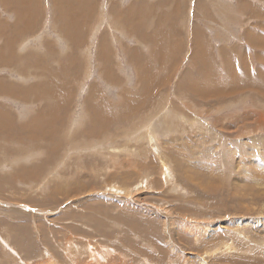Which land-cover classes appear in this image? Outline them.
<instances>
[{
    "label": "rangeland",
    "instance_id": "rangeland-1",
    "mask_svg": "<svg viewBox=\"0 0 264 264\" xmlns=\"http://www.w3.org/2000/svg\"><path fill=\"white\" fill-rule=\"evenodd\" d=\"M18 1L0 0V56H17L0 58V264H264V120L255 118L264 115V98L255 87L231 91L234 73L243 83L248 73H264V11L231 27L229 16L199 18L201 0H187L191 17L163 20L143 0H74L88 14L78 15L74 42L61 0ZM139 6L150 35L143 44L123 22V11ZM134 49L140 60L130 59ZM38 54L45 62L34 67ZM63 62L61 76L46 70ZM145 76L157 79L149 84ZM51 83L60 85L55 114L53 100L44 101ZM215 86L223 94H213ZM45 102L50 125L41 116ZM244 115L251 118L242 123ZM95 118L109 122L99 131ZM35 125L32 138H19ZM25 168L35 175L20 177ZM187 220L206 223L208 234L193 233Z\"/></svg>",
    "mask_w": 264,
    "mask_h": 264
},
{
    "label": "bare ground",
    "instance_id": "bare-ground-1",
    "mask_svg": "<svg viewBox=\"0 0 264 264\" xmlns=\"http://www.w3.org/2000/svg\"><path fill=\"white\" fill-rule=\"evenodd\" d=\"M66 1V2H65ZM20 4H22L21 3V0H19L18 1ZM24 3V2H23ZM57 3V2H56ZM59 3V7H64V6H66V8H67V11L65 10V8H62L63 9V12H62V14H61V17L64 19V20H62V22L64 21V28L63 29H65V31H66V33L67 34H69V36L71 37V39H73L74 40V42H76L75 40H76V36L79 34V30L80 29H78L79 28V24L80 23H78L79 21H78V15H80V17H82V15H84L85 14V16L87 17V15L88 14H86L85 12H84V10H82L83 8H82V4L80 3V2H76V1H74V0H61V2H58ZM57 3V4H58ZM77 3H78V5H79V7H80V9L79 10H81L80 11V14L78 13H76L75 14V7H76V5H77ZM15 4H17V6H19L18 5V3H15ZM76 4V5H75ZM11 6H12V4H11ZM21 6V5H20ZM19 6V7H20ZM58 6V5H57ZM144 6V5H143ZM23 7V6H22ZM14 8V7H13ZM24 8V7H23ZM136 8H143L142 6H139V7H135V8H133V9H131V10H127L126 12H124L123 11V18H126V19H123V22H124V24H125V26H126V28L128 29V30H135V31H137L138 30V34H136V32H135V34L137 35V39H138V44L139 43H141V44H143L142 42H141V40L142 39H145L146 37H145V35H146V32H142V27L144 26L145 27V22H144V18H143V16H142V18L140 17V13H139V11L136 9ZM16 9V8H15ZM19 9V8H18ZM21 9V8H20ZM76 9H77V7H76ZM143 9H145V6H144V8ZM116 9L114 8L113 9V11H115ZM16 11V10H15ZM17 11H20V10H17ZM77 11V10H76ZM23 12V11H22ZM88 12V11H87ZM140 15H139V14ZM143 13H144V10H143V12H142V15H143ZM148 13V12H147ZM25 14V13H24ZM146 16V15H145ZM163 16V17H162ZM162 16H157V19H161V20H163V19H166L165 18V15H162ZM19 17V16H18ZM28 17V16H27ZM60 17V18H61ZM162 17V18H161ZM23 18V17H22ZM149 18V17H148ZM28 19V18H27ZM117 21L119 20V18H115ZM142 19H143V22H142ZM152 19V18H151ZM150 19V20H151ZM227 19V18H226ZM61 20V19H60ZM155 20V19H154ZM122 22V21H121ZM166 22V21H165ZM57 23H58V21H57ZM159 23H162V21H158V25H159ZM2 24H4V22H0V28H1V25ZM154 23H152L151 22V25H153ZM225 24V23H224ZM30 25V24H29ZM59 25V24H58ZM151 25L149 24L148 26H147V28H149V27H151ZM162 25V24H161ZM160 25V26H161ZM123 26V25H122ZM155 26V25H154ZM159 26V27H160ZM164 26V25H163ZM30 27V26H29ZM158 27V26H157ZM156 27V28H157ZM170 27V26H169ZM27 28V27H26ZM61 28V29H62ZM162 28V27H161ZM5 29H6V26L4 25L3 27H2V34H4L5 33ZM62 29V30H63ZM159 29V28H158ZM158 29H156V30H158ZM15 30V29H14ZM27 30V29H26ZM148 30V29H147ZM22 31V30H21ZM169 31V30H168ZM23 32V31H22ZM153 32H154V28H153ZM19 33V32H18ZM17 33V34H18ZM156 33H157V31L155 32V35H156ZM15 34V33H14ZM134 34V35H135ZM158 34V33H157ZM160 35V34H159ZM162 35V34H161ZM160 35V36H161ZM11 36V35H10ZM14 36V35H13ZM79 36V35H78ZM132 36V35H131ZM147 36V35H146ZM148 36H150V35H148ZM147 36V37H148ZM152 37H153V34L151 35ZM264 36V35H263ZM134 37V36H133ZM156 37H159L158 35L156 36ZM15 38V37H14ZM80 38V37H79ZM135 38V37H134ZM135 38V39H136ZM155 37H153V39H154ZM12 39V38H11ZM147 39V38H146ZM150 39H151V37H150ZM149 39V40H150ZM158 39V38H157ZM156 39V40H157ZM18 40V39H17ZM155 40V39H154ZM159 40H162V39H160V37H159ZM11 41V40H10ZM137 41V40H136ZM147 41V40H146ZM198 41V40H197ZM196 41V44L199 42H197ZM260 41V40H259ZM6 42V44H8V46H9V49H10V51H11V46L9 45L10 43H9V41L7 40V41H5ZM12 42V41H11ZM14 43V42H13ZM148 43V42H147ZM5 44V45H6ZM164 43L162 42V45H163ZM200 44V43H199ZM146 45V44H145ZM153 45V44H152ZM157 45H158V43H157ZM161 45V46H162ZM7 46V45H6ZM101 46H105V41L104 40H102L101 41ZM0 47H1V45H0ZM139 47V46H138ZM163 47H165V46H163ZM68 48V47H67ZM77 48V47H76ZM106 48V47H105ZM132 48V47H131ZM145 48V47H144ZM171 48V47H170ZM8 49V50H9ZM154 49V48H153ZM5 50V49H4ZM72 50V49H71ZM126 50V49H125ZM143 50V49H142ZM3 51V50H2ZM7 51V50H6ZM127 51V50H126ZM144 51V50H143ZM163 51V50H162ZM5 52V51H4ZM99 52H100V56L98 55V58H100L101 57V54L103 55L104 54V51H103V53L99 50ZM105 52H107V51H105ZM140 52V51H139ZM2 53V52H1ZM11 53V52H10ZM14 53H15V51H14ZM13 53V54H14ZM52 53H54V52H52ZM71 53V52H70ZM136 53H138V52H136V49H134V50H132V51H130L129 52V54H130V59H135L136 60V58H135V54ZM154 53V52H153ZM106 54V53H105ZM141 53H139V55H140ZM158 54H160V53H158ZM157 54V55H158ZM11 55V54H10ZM9 55V56H10ZM15 55V54H14ZM49 55L51 56L52 54H51V51H48L47 50V52H46V56L50 59V57H49ZM63 55V54H62ZM74 55V56H73ZM73 55H70L69 57L70 58H73L74 59V61H76V58H75V54L73 53ZM142 55H144L143 53H142ZM152 55H154V54H152ZM161 55V54H160ZM128 56V55H127ZM17 57V56H16ZM15 57V58H16ZM28 57H29V53H28ZM34 57V56H33ZM129 57V56H128ZM144 57V56H143ZM158 57V56H157ZM0 58L1 59H9V57H8V55H2L1 54V56H0ZM15 58H13V57H11V59H9V62H13V63H15ZM44 57L43 56H41V57H39V54L37 55V56H35L34 58H33V66L35 67V66H37L38 64H39V60H41L42 61V64H43V62H45V60L43 59ZM103 58V57H102ZM139 58V57H138ZM137 58V59H138ZM153 58H154V56H153ZM163 58V57H162ZM162 58H161V60H162ZM165 58V57H164ZM159 59V58H158ZM28 60V59H27ZM54 60V59H53ZM139 60H140V58H139ZM150 60V63H151V61H158V60H156V59H149ZM164 61L166 60V59H163ZM17 61H19L18 59H17ZM138 61V60H137ZM136 61V62H137ZM133 62V61H132ZM142 62V61H141ZM140 62V63H141ZM19 63V62H18ZM21 63V62H20ZM75 63V62H74ZM105 63H107V62H105ZM104 63V64H105ZM145 63V62H144ZM149 63V64H150ZM158 63V62H157ZM157 63H156V65H157ZM131 64V63H130ZM152 64V63H151ZM164 65V64H163ZM105 66H106V64H105ZM111 66V65H110ZM137 66V65H136ZM139 66H140V64H139ZM161 66V65H160ZM134 67H135V65H134ZM145 67V66H144ZM143 67V68H144ZM147 67H149V66H147ZM67 68H68V64L66 63V62H63V65H61V68L59 69V70H55V69H53V68H50V67H48V69H46L50 74H53V75H55L54 76V78H56V77H58V76H61L62 74H64L66 71H67ZM108 68V67H107ZM111 68V67H110ZM140 68H142L141 66H140ZM146 68V67H145ZM162 68V67H161ZM165 68V67H164ZM148 69H150V68H148ZM153 70V69H152ZM163 70V69H162ZM232 70V69H231ZM36 71V70H35ZM147 71V70H146ZM37 72V71H36ZM103 72V71H102ZM138 72V71H137ZM141 72V71H140ZM214 72H216V71H214ZM233 72H234V70H233ZM259 72V71H258ZM261 72V71H260ZM149 73L150 72H148V75H149ZM153 73V72H152ZM217 73V72H216ZM262 74H263V72H261ZM111 73H109L108 71L105 73V77H108V78H111L112 79V81L114 80V81H116L114 78H113V72H112V74H111V76H109ZM158 74V73H157ZM205 74V73H204ZM233 74V73H232ZM151 75V74H150ZM202 75H203V73H202ZM201 75V76H202ZM248 75V74H247ZM154 76V75H153ZM219 76H220V78H222L221 77V73H219L218 72V76H217V80H219ZM207 77H208V75H207V73L204 75V77H203V81L204 82H202V84H207V85H210V83L208 82V80H207ZM257 77V76H256ZM262 77H264V76H262ZM261 77V78H262ZM63 78V77H62ZM144 78V81L145 80H147L148 81V83L149 84H152V83H154L155 82V80H154V78L153 77H151V76H145V77H143ZM202 78V77H201ZM260 78V79H261ZM155 79H157V77L155 78ZM239 79V78H238ZM251 79V78H250ZM119 80V79H118ZM217 80H215L214 79V82H217ZM257 80V79H256ZM111 81V82H112ZM242 81V80H241ZM247 81H248V78H247ZM251 81V80H250ZM146 82V81H145ZM206 82V83H205ZM214 82H212V84H211V88L213 87V83ZM219 82H220V80H219ZM110 83V82H109ZM119 83V82H118ZM122 83H123V81H122ZM121 83V84H122ZM147 83V82H146ZM247 83H249V81L247 82ZM255 83H256V81H255ZM50 84V83H49ZM48 84V87L46 88V93L44 92V95H45V97H44V101H47V100H53V113L55 114V112H57L61 107H62V102L59 100V94H58V92L56 91V89H58L59 87H60V85L59 84H57L56 83V85L54 84V83H51V86ZM219 84H223V83H219ZM257 84H259V83H257ZM44 85V84H43ZM146 85V84H145ZM45 86V85H44ZM144 86V85H143ZM244 86H245V83H244ZM139 87V86H138ZM152 87H154V86H152ZM157 87V86H156ZM205 87V86H204ZM220 87V86H219ZM249 87H250V85H249ZM257 87V86H256ZM120 88V87H119ZM126 88V87H125ZM141 88V87H140ZM144 87H142V89H143ZM149 88V87H148ZM198 89H199V86L197 87ZM197 88H195V89H197ZM210 88V89H211ZM245 88V87H244ZM259 88H261V87H259V85H258V87H257V90L259 89ZM263 88H264V86H263ZM262 88V90H260V91H262V93H264L263 91H264V89ZM64 89V88H63ZM137 89V88H136ZM223 89V88H222ZM240 89H243V82L242 83H238V81H236L235 83H234V85L231 87V91H236V90H240ZM132 90V89H131ZM141 90V89H140ZM143 90H148V92H149V89H143ZM207 90H209V89H207ZM207 90H205L207 93H208V91ZM211 90H213L214 91V93L213 94H215L216 92H217V94H218V96H220L221 94H223V93H221L222 91L220 90L219 91V88H217L216 86L213 88V89H211ZM11 91V90H10ZM95 90H91L90 91V93H93ZM65 92V91H64ZM124 92H126V91H124ZM143 92V91H142ZM40 93H41V90H39V89H37L36 90V92H35V94H34V96L36 97H38L39 95H40ZM69 93V92H68ZM67 93V94H68ZM130 93H131V91H130ZM130 93H129V95H130ZM132 93H133V91H132ZM196 93H197V91H196ZM199 93V92H198ZM27 94H28V92L27 91H25V90H20L19 92H18V95H20L19 96V98L20 99H22V100H26V98L28 97L27 96ZM66 94V93H65ZM125 94V93H124ZM146 94H148V93H146ZM201 94H203V93H201ZM69 95V94H68ZM127 95V94H126ZM139 95V94H138ZM200 95V94H199ZM60 96H64V94H61ZM128 96V95H127ZM88 97H92V96H89L88 95ZM133 97V96H132ZM144 97V96H143ZM145 97H146V95H145ZM119 98H122L121 97V94H120V97ZM134 98L136 99V97H135V95H134ZM133 98V99H134ZM148 98V97H147ZM47 99V100H46ZM128 99V98H127ZM134 99V100H135ZM146 99V98H145ZM145 99H143V100H145ZM128 101V100H127ZM130 101V100H129ZM131 101H132V99H131ZM138 101V100H137ZM121 102V101H120ZM126 102V101H125ZM139 102V101H138ZM138 102H136V103H138ZM123 103V102H122ZM146 104V103H145ZM123 105V104H122ZM129 105V104H128ZM51 106V103H50V105H47L46 104V102L44 103V105H43V108H44V110H45V112L46 113H43L42 112V114H41V116H42V118H44V120H45V125H50V123H49V119H51V115L49 116V114H48V109H49V107ZM137 106V105H136ZM141 106V105H140ZM140 106H137V107H140ZM115 107H117V106H115ZM125 107V106H124ZM109 109H111V108H109ZM125 109V108H124ZM97 110H98V107H97V105H95V104H93V107H92V111L94 112V115H96V112H97ZM115 110V109H114ZM129 110V109H128ZM131 110H134L135 111V109H131ZM116 111V110H115ZM121 112H122V110H121ZM121 112H120V114H121ZM124 112V111H123ZM125 113V112H124ZM132 113V112H131ZM130 113V114H131ZM119 114V115H120ZM126 114V113H125ZM119 115L117 116V119H116V123H118V125L120 124H122L121 123V121L123 120V117L121 118V117H119ZM36 116V115H35ZM56 116H57V114H56ZM104 116V115H103ZM126 116V115H125ZM124 116V117H125ZM251 118V116L250 115H244L243 117H242V119H241V122L242 123H244V121L245 120H249ZM255 118H257L258 120H264V115L263 114H261V113H259V114H257L256 116H255ZM254 118V119H255ZM96 122H97V124H96V127L97 126H99V125H101V127H100V130L99 131H101V129L102 128H104V126H107V123L109 122V121H107V122H105V119H98V118H95L94 119ZM129 121V120H128ZM124 125H125V123H124ZM36 126L37 125H35V126H32V127H24V128H22L24 131H22V130H20L19 131V138H21V139H23L24 137H29V138H32V136H34L35 135V131H36ZM45 129H46V131H47V133H52V130H49V128L48 127H45ZM27 134H29V135H32V136H26ZM1 152V151H0ZM3 152V151H2ZM31 163V162H30ZM22 173H24V174H26V175H28V177H30V178H32L34 175H35V171H33V170H27L26 168L25 169H21L20 170V177H22ZM71 185H72V183H71ZM62 186V185H61ZM73 186V185H72ZM58 187V186H57ZM58 188H60V187H58ZM121 189V188H120ZM129 189V187L128 188H126V187H124V188H122V190H124L125 192H127V190ZM62 190V189H61ZM60 192V191H59ZM62 192V191H61ZM125 197V196H124ZM183 220V219H182ZM150 221V220H149ZM148 221V222H149ZM196 221V220H195ZM194 221V222H195ZM185 222V221H184ZM181 223V222H180ZM186 223H188V225L190 224V227H191V231L193 232V233H195V234H197V233H199L200 232V234H202V235H206V234H208V225L206 224V223H200V222H197V223H193V222H191L190 220L188 221H186ZM183 225H185V224H183ZM150 227V226H149ZM148 227V228H149ZM178 227V226H177ZM152 228V227H151ZM151 228H150V230H151ZM185 228H186V226H185ZM223 228V230H226L224 227H222ZM222 228L221 229H218V231H223L222 230ZM190 229V228H189ZM210 230V229H209ZM149 232V231H148ZM154 232V231H153ZM211 232V231H210ZM144 233H146V231L144 232ZM69 242H71V241H69ZM97 244V243H96ZM133 244H131V246H132ZM172 246H174V243H172L171 244ZM156 246H157V248L158 249H160V245L159 244H156ZM79 247V246H78ZM94 248V247H93ZM173 248H175L176 249V251L178 252V253H182V251H181V249L179 248V250H178V248H177V246L176 247H173ZM67 250V249H66ZM70 250V249H69ZM133 250V249H132ZM73 251V250H72ZM93 251V250H92ZM46 252H49V253H51V251L50 250H46ZM132 252V251H131ZM140 253L142 252V251H139ZM146 253V252H145ZM119 254V253H118ZM117 254V255H118ZM50 255H52V253L50 254ZM100 255V253L99 252H92V255H91V258L90 259H92L93 261L94 260H99L100 261V259L98 258V256ZM131 255V254H130ZM186 255V254H185ZM54 256V255H53ZM132 256V255H131ZM135 256V255H134ZM133 256V257H134ZM72 257V256H71ZM123 257H125V259H126V257L127 256H123ZM73 258V257H72ZM182 258V257H181ZM91 260V261H92ZM127 260V259H126ZM118 261H119V263H116L115 262V260H112V259H110L109 261H108V263L107 264H127V262H125L124 260H123V258H121V259H119L118 258ZM261 262V261H260ZM86 264H88V263H86ZM131 264V263H130ZM203 264H207V263H203ZM257 264H259V263H257Z\"/></svg>",
    "mask_w": 264,
    "mask_h": 264
},
{
    "label": "crops",
    "instance_id": "crops-1",
    "mask_svg": "<svg viewBox=\"0 0 264 264\" xmlns=\"http://www.w3.org/2000/svg\"><path fill=\"white\" fill-rule=\"evenodd\" d=\"M230 2H231V0H201L202 5H200L199 10H197L201 14L198 16H199V18H210V19L215 18V17L224 18V17L229 16V18L231 20H233L232 22H230V26L234 27L238 22H240L244 18L245 19L246 18L247 19L254 18L255 12L264 11V8L261 6L264 3L263 0H255V1L253 0L252 2L246 1V0H235V1H233L232 6L229 7ZM245 2H249L250 7L247 6L245 4ZM184 3L185 4L184 5L182 4V7H181V3L178 0H158V1L152 0V2L149 0L148 6H147L145 0H143V2L141 4L144 5L149 10V12H150V6L149 5L152 4L154 6V10H155L153 16H159V14H164L165 18H167V19H179V18L191 17L192 3L187 1V0ZM180 8H182V9H180ZM244 9L250 10L251 11L250 14H247ZM216 11H217V13H216ZM237 20H238V22H237ZM236 26L239 27L238 24ZM249 33H252V31H249ZM227 42L233 43L234 44L233 46H235V47H238L242 43L241 40L234 41L232 38H229L227 40ZM263 58H264V56H263ZM232 68L235 70V67L233 64H232ZM258 74H260V73H258V70H257L255 72H251V73H248V75H246V78H248L249 83H247L248 81H246L245 86L243 83V89L245 91H247V90L250 91L249 89L244 88L246 86H248V88H249V85H250V87H253V88L254 87L257 88L259 85V87H261L259 89L262 90V88L264 86V77H262V76H264V73L262 76L260 75L262 78L257 77L258 79L256 80L254 78V76H258ZM234 75H236V77H237L236 81H238V83H242V81H241L242 79L240 78L241 74L238 75L237 73L236 74L234 73ZM216 76H218V72L216 73ZM226 76L227 75H225V74H221L222 82H230L229 78H227V80H225L224 77H226ZM255 81H256V83H255ZM257 83H259V84H257ZM259 89L257 90L258 94L261 96V98H264V93H262V91H260ZM253 92L257 95V92H255V91H253Z\"/></svg>",
    "mask_w": 264,
    "mask_h": 264
}]
</instances>
